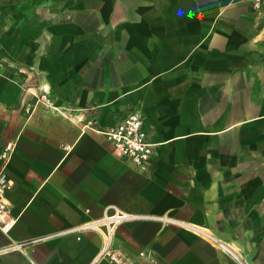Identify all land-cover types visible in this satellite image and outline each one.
Masks as SVG:
<instances>
[{"label":"crops","instance_id":"obj_1","mask_svg":"<svg viewBox=\"0 0 264 264\" xmlns=\"http://www.w3.org/2000/svg\"><path fill=\"white\" fill-rule=\"evenodd\" d=\"M143 114L148 171L105 131ZM0 264H264V9L252 0H0ZM68 144L69 149L64 145ZM141 252H144L141 254Z\"/></svg>","mask_w":264,"mask_h":264},{"label":"built area","instance_id":"obj_2","mask_svg":"<svg viewBox=\"0 0 264 264\" xmlns=\"http://www.w3.org/2000/svg\"><path fill=\"white\" fill-rule=\"evenodd\" d=\"M253 6L259 11L264 9V0H252ZM108 139L112 142L115 153L125 162L134 164L141 171H148L151 160L156 153V145L149 138L143 114L133 110L121 120L112 123L105 131ZM69 145H64L69 149ZM14 149L12 142L6 144L1 151V158L6 161ZM12 180L4 170H0V228L8 233L15 224V218L9 214V204L6 191L11 186ZM127 215H111L86 224L80 228L93 226L107 227L103 245L100 248L95 261L108 259L114 264H134L131 259L117 252L113 244V226L122 219L129 218ZM144 252H141L143 254Z\"/></svg>","mask_w":264,"mask_h":264}]
</instances>
